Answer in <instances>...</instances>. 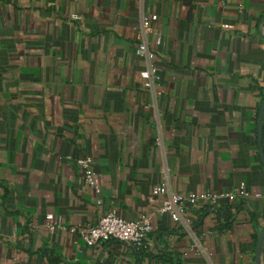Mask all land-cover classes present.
Wrapping results in <instances>:
<instances>
[{"label": "crops", "instance_id": "1", "mask_svg": "<svg viewBox=\"0 0 264 264\" xmlns=\"http://www.w3.org/2000/svg\"><path fill=\"white\" fill-rule=\"evenodd\" d=\"M142 14L157 15L161 38L146 35L152 88L135 52ZM263 35L264 0H0V264H255ZM84 155L100 204L76 164ZM240 182L248 197L200 201L178 221L151 194ZM111 209L151 214L144 251L69 232Z\"/></svg>", "mask_w": 264, "mask_h": 264}, {"label": "built area", "instance_id": "2", "mask_svg": "<svg viewBox=\"0 0 264 264\" xmlns=\"http://www.w3.org/2000/svg\"><path fill=\"white\" fill-rule=\"evenodd\" d=\"M157 20L156 14H142L140 18V28L137 33L136 55L148 62L146 71L145 88H152L160 76L158 69L153 64L155 51L151 48L146 39L147 34L154 36V45L161 43L160 36L156 33L153 23ZM76 164L81 171L84 184L89 187L100 204L101 185L98 179L93 159L89 155L80 156L76 159ZM152 196L161 195L163 199L157 207V212L169 214L172 220L178 221L182 215L192 209L200 201L208 200L212 204L218 203L222 198L232 199L235 197L246 198L249 192L244 182H240L232 191L227 192H171L165 184L156 185L151 190ZM49 229H53L55 224L46 223ZM69 232L76 233L88 246H95L102 242L116 240L125 243L135 249H146L149 244V235L152 231L151 214H141L135 219H125L115 210L111 209L100 216L95 224L85 227H70Z\"/></svg>", "mask_w": 264, "mask_h": 264}, {"label": "water", "instance_id": "3", "mask_svg": "<svg viewBox=\"0 0 264 264\" xmlns=\"http://www.w3.org/2000/svg\"><path fill=\"white\" fill-rule=\"evenodd\" d=\"M262 38L264 39V35L262 36ZM264 116V97L261 101V104L259 106V110H258V119H257V143H258V151H259V155L261 157V161L264 165V153H263V149H262V119ZM263 241H264V227L262 230H259L257 233V239H256V245H255V260L254 263L255 264H260V254H261V249H262V245H263Z\"/></svg>", "mask_w": 264, "mask_h": 264}, {"label": "trees", "instance_id": "4", "mask_svg": "<svg viewBox=\"0 0 264 264\" xmlns=\"http://www.w3.org/2000/svg\"><path fill=\"white\" fill-rule=\"evenodd\" d=\"M263 97H264V94H263ZM151 234V233H150ZM150 236V235H149ZM138 250H140V251H144L145 249L143 248H140V249H138Z\"/></svg>", "mask_w": 264, "mask_h": 264}]
</instances>
